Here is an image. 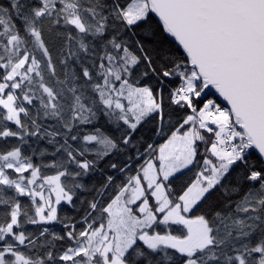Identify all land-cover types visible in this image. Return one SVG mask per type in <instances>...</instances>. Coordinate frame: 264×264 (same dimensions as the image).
<instances>
[{"label": "snow or ice", "instance_id": "1", "mask_svg": "<svg viewBox=\"0 0 264 264\" xmlns=\"http://www.w3.org/2000/svg\"><path fill=\"white\" fill-rule=\"evenodd\" d=\"M233 7L264 21V0H0V264H264V146L182 16Z\"/></svg>", "mask_w": 264, "mask_h": 264}, {"label": "water", "instance_id": "2", "mask_svg": "<svg viewBox=\"0 0 264 264\" xmlns=\"http://www.w3.org/2000/svg\"><path fill=\"white\" fill-rule=\"evenodd\" d=\"M221 2L239 5L244 0ZM219 11L223 17L204 10L182 16L193 33L196 54L214 70L213 78L225 72L234 78L241 122L252 142L264 146V21L239 7ZM198 17H209L210 23L205 25Z\"/></svg>", "mask_w": 264, "mask_h": 264}, {"label": "rangeland", "instance_id": "3", "mask_svg": "<svg viewBox=\"0 0 264 264\" xmlns=\"http://www.w3.org/2000/svg\"><path fill=\"white\" fill-rule=\"evenodd\" d=\"M218 119L224 120V119H227V117L225 115H221L220 117H218ZM156 178H157V174L151 167H149L148 172H147V179L149 180L150 183H154ZM133 191L135 192L136 196L142 195L141 185L137 183ZM158 192H159V189H158ZM112 211L113 212L118 211V206H114Z\"/></svg>", "mask_w": 264, "mask_h": 264}]
</instances>
